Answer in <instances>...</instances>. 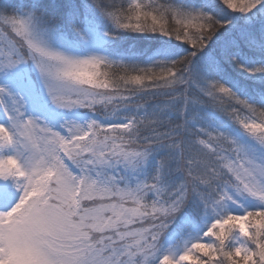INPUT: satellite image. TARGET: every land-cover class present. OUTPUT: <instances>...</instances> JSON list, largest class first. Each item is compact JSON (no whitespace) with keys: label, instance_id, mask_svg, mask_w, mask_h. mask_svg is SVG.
<instances>
[{"label":"snow or ice","instance_id":"6c2138e0","mask_svg":"<svg viewBox=\"0 0 264 264\" xmlns=\"http://www.w3.org/2000/svg\"><path fill=\"white\" fill-rule=\"evenodd\" d=\"M0 264H264V0H0Z\"/></svg>","mask_w":264,"mask_h":264}]
</instances>
